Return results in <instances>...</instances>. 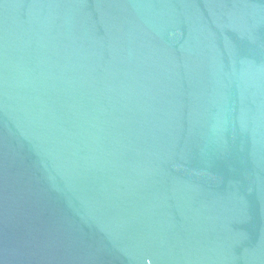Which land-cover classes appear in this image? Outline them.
<instances>
[{
  "label": "water",
  "instance_id": "95a60500",
  "mask_svg": "<svg viewBox=\"0 0 264 264\" xmlns=\"http://www.w3.org/2000/svg\"><path fill=\"white\" fill-rule=\"evenodd\" d=\"M0 264H264V0H0Z\"/></svg>",
  "mask_w": 264,
  "mask_h": 264
}]
</instances>
